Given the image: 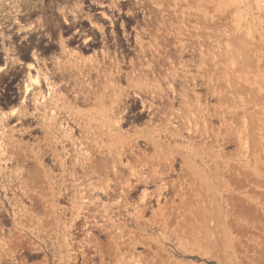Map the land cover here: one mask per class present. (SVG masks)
<instances>
[{
	"label": "rangeland",
	"instance_id": "374dc122",
	"mask_svg": "<svg viewBox=\"0 0 264 264\" xmlns=\"http://www.w3.org/2000/svg\"><path fill=\"white\" fill-rule=\"evenodd\" d=\"M102 1L88 62L0 46V264H264V0Z\"/></svg>",
	"mask_w": 264,
	"mask_h": 264
},
{
	"label": "flooded vegetation",
	"instance_id": "af4514ba",
	"mask_svg": "<svg viewBox=\"0 0 264 264\" xmlns=\"http://www.w3.org/2000/svg\"><path fill=\"white\" fill-rule=\"evenodd\" d=\"M11 1L18 2L16 11L12 8L16 3ZM5 5L4 14L10 16L5 20V27L10 32L3 40L0 32V46L16 44L33 61L20 62L19 68L27 69L22 76L28 73L29 64L35 66L39 62L44 66L53 58L62 57L64 52L76 62L82 58L88 62L96 58V53L106 54L109 47L115 46L116 41L108 37L112 36L116 19L109 14L111 6L102 0H8ZM132 30L135 29L132 27ZM13 38L17 39L15 44ZM122 43L128 52L134 51V46H126L129 44L126 40ZM0 53V68L4 71L8 60L4 51ZM34 56L39 59L37 62Z\"/></svg>",
	"mask_w": 264,
	"mask_h": 264
},
{
	"label": "bare ground",
	"instance_id": "6f19581e",
	"mask_svg": "<svg viewBox=\"0 0 264 264\" xmlns=\"http://www.w3.org/2000/svg\"><path fill=\"white\" fill-rule=\"evenodd\" d=\"M12 8H14V10H16L17 8H18V4L17 5H14ZM104 16V15H103ZM75 55V54H74ZM76 56V55H75ZM34 59H36V56H34ZM28 68L30 69H32L33 68V65H31V64H29L28 65ZM0 71H3V69H2V67L0 68ZM35 79H37V78H35ZM39 82V81H38ZM32 83H33V85H35V84H37V81H33L32 80ZM30 89V87H28V85H27V87H26V89H25V93H27L28 92V90ZM11 113L13 114L14 113V110L13 111H11Z\"/></svg>",
	"mask_w": 264,
	"mask_h": 264
},
{
	"label": "crops",
	"instance_id": "0c3cea01",
	"mask_svg": "<svg viewBox=\"0 0 264 264\" xmlns=\"http://www.w3.org/2000/svg\"><path fill=\"white\" fill-rule=\"evenodd\" d=\"M1 73V72H0ZM10 110H4V111H0V116L1 115H5V114H9Z\"/></svg>",
	"mask_w": 264,
	"mask_h": 264
}]
</instances>
